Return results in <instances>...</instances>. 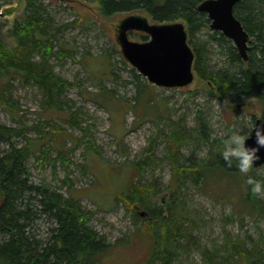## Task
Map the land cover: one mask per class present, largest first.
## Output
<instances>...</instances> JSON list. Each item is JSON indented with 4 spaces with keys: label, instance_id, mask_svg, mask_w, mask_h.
Returning a JSON list of instances; mask_svg holds the SVG:
<instances>
[{
    "label": "rangeland",
    "instance_id": "374dc122",
    "mask_svg": "<svg viewBox=\"0 0 264 264\" xmlns=\"http://www.w3.org/2000/svg\"><path fill=\"white\" fill-rule=\"evenodd\" d=\"M27 1L0 0L1 36L10 45H14L13 28L25 14ZM37 3L50 20L52 31L62 27L56 44L66 43L76 50L75 61L66 58L49 62L54 72L71 86L62 96L61 105L47 106L44 110V96L36 86L21 78L12 79L9 97L17 106L16 113L0 103V123L26 132L29 139L15 141L33 148L28 167L34 185L81 199L84 207L94 212L92 227L105 235L109 243L122 242L101 256L98 264H150L158 238L164 241V219L152 221L148 210L140 205L136 210H128L118 198L133 178L134 183L138 179L156 183L161 191L151 196L152 201L156 207L164 208L167 217L175 194L186 218L196 221L194 239L201 240L202 248L214 251L215 247L222 248L227 239L246 242L249 247L252 241L264 238V196L259 213L246 204V174L221 177L217 171L207 188L191 180L180 190L171 188L173 173L168 145L173 140L165 136L170 133L167 126L178 122L182 133L189 137L176 148L181 162L209 158L208 145L197 140V129L201 130L198 115L201 114L210 138L224 140L234 130L253 132L256 120L264 118L261 103L233 94L223 96L196 72L194 82L183 88L167 89L150 83L124 57L117 43L118 25L127 16L143 15L155 23L144 11L104 18L96 0H37ZM68 24L75 25L65 27ZM209 31L210 28L203 29L195 43H209ZM142 35L145 34L132 33L131 39L137 42L150 39L147 35L143 39ZM209 62L216 70L226 64L216 44L209 45ZM134 71L142 80L136 79ZM144 83L148 85L140 86ZM75 112L80 114L78 125L70 124ZM27 127L37 128L27 130ZM8 145L4 143L3 147ZM148 158L154 163L138 177L133 164L146 162ZM255 169L252 175L261 180L264 166ZM242 210L255 215L247 214L242 220L241 216H230ZM53 226L43 218L35 222L34 231L38 238L46 239ZM172 264H204V260L192 246L190 255H183ZM239 264H244L242 258Z\"/></svg>",
    "mask_w": 264,
    "mask_h": 264
},
{
    "label": "trees",
    "instance_id": "16d2710c",
    "mask_svg": "<svg viewBox=\"0 0 264 264\" xmlns=\"http://www.w3.org/2000/svg\"><path fill=\"white\" fill-rule=\"evenodd\" d=\"M96 1L104 18H111L118 13L144 11L157 23L183 22L188 31L189 44L195 53L194 69L199 78L216 88L223 96L233 94L238 98L257 99L264 107V0H243L235 7L236 16L250 34L251 40H254L248 61L241 58L233 41L221 32L210 29L209 43H195L196 36L203 29L210 28L211 24L208 15L199 10V5L204 0ZM73 25L75 24L65 27ZM52 29L42 6L37 0H28L25 14L13 28L14 45L3 40L0 30V103L5 109L16 113L17 106L9 97L12 93L11 81L15 78H21L26 84L34 85L42 92L44 110H47V106L62 104V96L71 84L58 76L49 62L52 59L61 62L66 58L75 61L76 50L66 43L57 45L56 40L62 27L55 28L54 31ZM142 37L147 38L146 35ZM210 44H216L220 54L226 58V64L220 69L210 67ZM134 73L137 80H142L140 74L136 71ZM142 85L148 83L140 86ZM138 97L139 91L137 103ZM79 115L78 112L73 113L70 124L78 125ZM197 119L201 124V130L197 129V140L208 145L210 155L205 159L192 158L190 163L181 162L176 149L189 137L182 133L180 123L167 126L170 133L165 136L173 140L168 145L173 189L180 190L187 180L207 188L217 171L221 172V177L236 178L243 174L235 160L228 167L223 159L221 152L225 139L210 138L201 114ZM36 128L27 127V130ZM23 137L29 139L21 128L0 123V264H98L101 256L112 251L115 246H121L122 242L109 243L105 235L92 227L94 212L85 208L81 199L74 195L64 197L46 186L32 183L28 161L34 153L33 148L28 143L21 146L15 141ZM4 143H8V147H3ZM147 161L133 164L137 167L138 177L150 163H154L150 158ZM255 170L253 167L250 174ZM134 182L133 178L118 198L122 199L128 210H136L137 205L148 210L152 221L164 219L166 229L164 241L158 238L150 264H172L181 256L190 255L192 246L202 254L204 264H239L240 258L244 260V264H264V238L252 241L249 247L246 242L227 239L222 248L215 247L214 251L202 248L201 240L194 239L196 221L186 218L184 207L177 204L175 194L167 208V217L164 208L156 207L152 201L151 196L161 191L156 183H144L139 179ZM65 183L72 191L70 183ZM245 183L246 204L256 213L261 212V195L251 191L252 186L247 184V179ZM247 214L252 217L255 215L242 210L235 211L230 216H241L242 220ZM43 218L54 225L46 239L38 238L34 231L35 222Z\"/></svg>",
    "mask_w": 264,
    "mask_h": 264
},
{
    "label": "water",
    "instance_id": "95a60500",
    "mask_svg": "<svg viewBox=\"0 0 264 264\" xmlns=\"http://www.w3.org/2000/svg\"><path fill=\"white\" fill-rule=\"evenodd\" d=\"M241 1L204 0L199 10L208 15L210 29L221 32L233 41L241 58L248 61L251 36L235 14V7ZM136 32L150 39L134 41L131 34ZM117 43L133 67L158 87L183 88L195 80V53L183 22L151 23L146 16L130 15L118 25ZM256 124L264 125V118L257 119ZM254 129L252 137L246 142L248 145H255ZM261 154L264 155V150ZM256 166H264V160L257 162Z\"/></svg>",
    "mask_w": 264,
    "mask_h": 264
},
{
    "label": "clouds",
    "instance_id": "9594fccd",
    "mask_svg": "<svg viewBox=\"0 0 264 264\" xmlns=\"http://www.w3.org/2000/svg\"><path fill=\"white\" fill-rule=\"evenodd\" d=\"M254 133L255 145H248L246 142L253 135L251 130L247 133L232 131L224 141L221 154L228 167H231L235 160L239 171L247 175V184L252 186L251 191L254 194L264 196V180H257L250 174L254 166H261L257 167V162L264 160V155L261 154L264 150V125L256 124Z\"/></svg>",
    "mask_w": 264,
    "mask_h": 264
}]
</instances>
